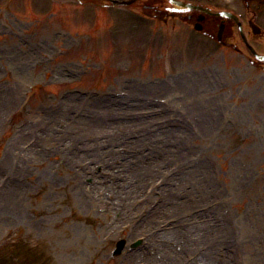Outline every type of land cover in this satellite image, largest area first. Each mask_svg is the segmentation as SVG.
<instances>
[{
  "label": "rangeland",
  "instance_id": "rangeland-1",
  "mask_svg": "<svg viewBox=\"0 0 264 264\" xmlns=\"http://www.w3.org/2000/svg\"><path fill=\"white\" fill-rule=\"evenodd\" d=\"M72 3L76 5L71 0H0V183L20 170L16 203L7 210L1 204L4 195L0 198V251L13 248L10 237L34 257L39 254L41 264H174L164 259L184 262L183 254L169 255L179 253L171 241L179 237L173 229L181 220L184 242L196 245L186 261L264 264V91L252 96L246 62L233 55L225 59L223 50L201 43L176 22L172 35L164 26L165 33L160 29L134 41L127 28L134 20L127 16L123 26L126 20L120 17L113 28L106 22L88 36L93 21H106L108 11L98 17L92 8L77 12L75 7L73 16L84 28L77 33ZM126 39L131 43L124 44ZM82 56H92L96 67L87 66L90 60ZM83 61V68L92 67L88 78L68 79ZM178 79L183 88L177 90L169 84ZM222 79L225 85L216 83ZM128 80L134 83L125 88ZM195 83L198 88L191 86ZM77 86L89 97L67 91ZM93 89L112 95L110 102L92 95ZM147 99L157 105L143 107ZM121 100L127 105L118 106ZM82 111L89 112L87 118ZM146 111L158 112L151 140L141 132L149 126L134 122ZM123 134L146 138V147L135 148L144 150L137 160H144L153 186L146 188V181L139 193L126 196L130 185L123 184L119 172L123 157L110 165L102 161L98 171L92 164L89 175L106 176L100 182L86 177L88 187L77 186L76 173L87 159L82 153L104 148L123 152L118 147ZM70 138L81 150L76 155L66 150ZM172 170L176 178H171ZM90 188L94 191L88 196ZM118 190L124 196L120 202L114 200ZM143 194L150 195L144 201L148 205ZM14 210L22 213L11 217ZM127 223L134 230L126 231ZM120 236L129 244L144 237V243L112 257Z\"/></svg>",
  "mask_w": 264,
  "mask_h": 264
},
{
  "label": "flooded vegetation",
  "instance_id": "flooded-vegetation-1",
  "mask_svg": "<svg viewBox=\"0 0 264 264\" xmlns=\"http://www.w3.org/2000/svg\"><path fill=\"white\" fill-rule=\"evenodd\" d=\"M249 1V0H248ZM257 1L258 5H254L253 1L247 4L246 10L240 13V21L243 23L244 21L247 24L253 22L259 26L258 32H253V29L249 28V38L250 42L256 48L264 49V0H255ZM214 6H221L218 0H214ZM232 6V1L230 4L227 2L222 4L221 10L229 11L231 10L230 7ZM203 15V16H202ZM189 19L193 20L194 22H199L201 27L204 29L205 32L210 33L212 32V28H217L216 34L219 35V29L223 25V30L220 39V42L223 44H232V42L228 41V38L235 36L237 34V27L236 21L233 17H224L222 15L213 14L209 15L206 12L200 10V12H193L188 15ZM212 34V33H211Z\"/></svg>",
  "mask_w": 264,
  "mask_h": 264
},
{
  "label": "bare ground",
  "instance_id": "bare-ground-1",
  "mask_svg": "<svg viewBox=\"0 0 264 264\" xmlns=\"http://www.w3.org/2000/svg\"><path fill=\"white\" fill-rule=\"evenodd\" d=\"M136 141V140H135ZM109 155H111V152H107V156H109ZM11 158H13V157H11ZM109 159V158H108ZM19 165V164H18ZM129 167V168H128ZM121 169H122V172H125V173H130V175H132V176H129V177H126V181L128 180V179H132V181H129V182H127V184H130V186L134 183V180L137 178V181L135 182V185L132 187V189H131V193L132 192H134V191H138V193H139V191H141V189L145 186V184H146V181H147V184H150V182L152 181L150 178H144L143 180L140 178V177H145V175H146V173L148 172L146 169H144V168H142V166L139 164L138 166H136V167H133V165L132 164H128V165H126V164H123L122 166H121ZM16 172V171H15ZM171 174H172V177L171 178H176V176H175V174H174V171L172 170V171H169ZM162 175H165L164 173H162ZM78 176H80V175H78ZM10 178V180H7L6 182H5V184H4V188H0V196H2L3 194H4V196H6L5 195V193H8V196L6 197V200L4 201L5 203H1V204H4V207L8 210V208H11L14 204H15V200H14V197L17 195V193H16V190L18 189L17 188V186H16V183H12L13 181L11 180V177H9ZM140 178V179H139ZM167 179V178H166ZM15 184V185H14ZM131 188V187H130ZM146 188H148V186L146 187ZM129 192V191H128ZM116 195H117V197L118 198H120V197H122V191H119V192H117L116 193ZM147 207H144V209H146ZM22 212H20L19 210L18 211H16V210H14L13 211V214H11V217H17V216H19V215H15V214H21ZM193 216V215H192ZM7 218H8V216H6ZM5 217V218H6ZM146 217H147V215H146ZM6 218V219H7ZM147 219V220H146ZM150 217H148V218H145V221H147V222H149L150 220ZM181 223H182V221L181 220H179L176 224H178V227L177 228H175V229H173V230H176V232H177V235L179 236L178 238H177V240L176 241H171L172 243H171V247H176V251H179V253L178 254H176V252L175 253H171V254H169V255H173V256H180L181 254H183L182 255V259H180L181 261H184V262H177V260L175 259V261H171L170 259V257H169V259L168 258H166V259H164L165 261H169V262H172V263H174V264H196V260H194V261H192V262H188V261H186L184 258L186 257V258H190V256H188L187 257V253L189 252V251H191V250H195V246L196 245H193V246H191V245H186V243L184 242V238H185V240H186V231L185 230H183V228H182V226H181ZM169 225H171V224H169ZM172 230V231H173ZM181 236H185V237H181ZM164 237V236H163ZM156 241H159L160 240V234L159 235H157V236H155V237H153ZM200 240V239H199ZM199 240H198V242H199ZM158 244V243H157ZM198 244V243H197ZM202 248H204V245H203V243L201 244V246H199L198 247V251L200 250V249H202ZM165 250V249H164ZM207 251V250H206ZM206 251H202L201 253H199L198 255H203ZM165 252V255L166 254H168L167 253V250H165L164 251ZM181 257V256H180ZM169 264V263H168Z\"/></svg>",
  "mask_w": 264,
  "mask_h": 264
}]
</instances>
